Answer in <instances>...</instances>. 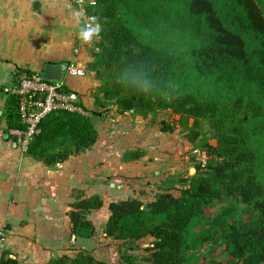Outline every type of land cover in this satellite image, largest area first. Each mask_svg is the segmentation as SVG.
<instances>
[{
    "label": "trees",
    "instance_id": "16d2710c",
    "mask_svg": "<svg viewBox=\"0 0 264 264\" xmlns=\"http://www.w3.org/2000/svg\"><path fill=\"white\" fill-rule=\"evenodd\" d=\"M93 1L86 12L101 27L95 55L108 73L94 104L134 115L168 110L181 125L206 121L215 140L195 143L193 126L188 141L204 153L205 164L197 162L191 176L168 174L151 200L111 201L105 237L123 246L150 239L140 259L124 249L123 264H192L195 252L215 240L224 244L227 259L207 264H264V0ZM20 72L12 74L11 85ZM98 117L54 111L41 120L26 153L47 166L76 156L96 142ZM5 121V132L21 127L11 94ZM158 124L161 132L175 131L165 119ZM142 155L135 150L123 157ZM226 197L253 217L224 220L209 211ZM102 203L97 194L74 191L67 212L74 236L94 234L87 215ZM0 264L17 261L4 249ZM48 264L107 263L79 249Z\"/></svg>",
    "mask_w": 264,
    "mask_h": 264
},
{
    "label": "crops",
    "instance_id": "0c3cea01",
    "mask_svg": "<svg viewBox=\"0 0 264 264\" xmlns=\"http://www.w3.org/2000/svg\"><path fill=\"white\" fill-rule=\"evenodd\" d=\"M81 27L82 17L70 0H0V233L4 249L17 264H48L79 249L107 264L113 254L120 258L121 241L103 233L108 204L135 196L153 199L157 185L169 174L165 162L173 161L176 169L185 163L186 139L159 131L150 115L119 113L113 105L99 107L104 116L95 119L98 136L90 149L51 166L22 152L8 135L5 138L4 89L11 85L12 74L20 69L42 76L45 64L67 66L69 61L83 68L86 49L82 46L77 58L71 56ZM66 66L60 81L78 93L91 116L96 105L88 87L93 80L66 76ZM135 150L143 155L124 159L125 152ZM75 190L84 196L97 194L103 202L87 215L95 228L89 237L71 233L67 212Z\"/></svg>",
    "mask_w": 264,
    "mask_h": 264
},
{
    "label": "rangeland",
    "instance_id": "374dc122",
    "mask_svg": "<svg viewBox=\"0 0 264 264\" xmlns=\"http://www.w3.org/2000/svg\"><path fill=\"white\" fill-rule=\"evenodd\" d=\"M70 2L74 5L77 14L81 15L80 9L75 6L72 0H70ZM98 40H99L98 36H93V38L90 41H88V43L86 42L85 44H82L81 39L79 37H76V42L71 52V56H73V58H77L80 55V49L82 48V46L84 47L83 49H86L87 51L88 56L84 59L85 63L83 68L84 70L89 72L87 73V76L85 78L89 77V79L93 80L91 86L88 87L89 96L93 100V102L97 100L96 97L101 96V94L98 93V86L100 82L108 74L105 68L98 63L97 57L95 55L96 43L98 42ZM69 62L74 63V61H69ZM75 64L77 63L75 62ZM97 102H101L100 99ZM102 102L105 104L110 103L109 100H102ZM94 109L95 110H93L92 112H97L99 117L104 116L102 114L103 111H100L99 107L96 106V108ZM5 111H6V107H5ZM148 113L150 114L151 112H147V113L140 112V113H135V115H138V117L141 118H147L149 116ZM151 114L154 116L153 118L155 120L152 118V115L150 117V120H152V124L155 125L159 131L160 129L158 123L160 120L165 119L171 124V126L175 127V131H173L172 133H174L177 138L180 137L181 139L182 138L186 139L187 149L184 154L185 163L183 164V167H181L180 169H176L175 167H173V161H170V163L165 162L166 163V165L164 166V170H166L165 172H169V174H176V170H178L180 171L179 174L182 176H191L195 174L196 169L192 172L190 170H192V168H195L197 166V162H199V159L201 158V153L200 152L194 153L193 146L195 145V143L199 144L205 140L209 141L211 144H215V140L211 138L212 131L209 128V124L206 121H202V120L195 123L193 120L189 119L185 121L184 125H181L183 121L179 119V117L176 114H173L168 110H158ZM86 115H88V113ZM110 117L113 116L110 115ZM4 120H5V113H4ZM192 127L195 128V130L198 132V138L195 143H190L188 141L189 136L192 133V131L190 130ZM214 159L215 157H212L211 162H213ZM243 210H244L243 205L239 203V201H235V199L232 197H226L222 202H216L209 209L210 212H212L215 215H220L224 220L248 219L250 217H253V215L245 213ZM149 240H150L149 238H143L139 241L127 243L126 246L123 247L124 249L127 248V251L129 253L134 254L136 259H140L141 257L147 254L146 246ZM118 257L119 255L113 254L111 258H108L110 264H123L121 258ZM114 258L116 260L118 258L117 263H114ZM210 259H215L220 261H225L227 259V253L224 249V244L221 242V240H215L214 242L208 243L203 247H201L199 250H197L195 252V259L192 260V264H207Z\"/></svg>",
    "mask_w": 264,
    "mask_h": 264
},
{
    "label": "built area",
    "instance_id": "2783aa9c",
    "mask_svg": "<svg viewBox=\"0 0 264 264\" xmlns=\"http://www.w3.org/2000/svg\"><path fill=\"white\" fill-rule=\"evenodd\" d=\"M80 9L83 25L96 26V19L86 12V7L94 4L93 0H72ZM66 76L83 79L86 70L73 62L66 66ZM5 93L14 95L20 128H9L6 134L11 137L22 152H26L30 141L39 133V124L47 115L54 111L76 112L86 115L76 91L68 88L64 81L51 82L44 79L38 72L23 70L16 82L4 89ZM194 153H199L197 149ZM201 153L199 163L205 164V155ZM4 251V237L0 233V263Z\"/></svg>",
    "mask_w": 264,
    "mask_h": 264
},
{
    "label": "water",
    "instance_id": "95a60500",
    "mask_svg": "<svg viewBox=\"0 0 264 264\" xmlns=\"http://www.w3.org/2000/svg\"><path fill=\"white\" fill-rule=\"evenodd\" d=\"M65 64H50L47 63L44 65L43 69H42V77L48 80H52V81H60L62 79V76L64 74L65 71ZM2 95V90H0V97ZM7 137V134L5 133V138ZM195 169L192 168V170H190L191 172L194 171Z\"/></svg>",
    "mask_w": 264,
    "mask_h": 264
},
{
    "label": "clouds",
    "instance_id": "9594fccd",
    "mask_svg": "<svg viewBox=\"0 0 264 264\" xmlns=\"http://www.w3.org/2000/svg\"><path fill=\"white\" fill-rule=\"evenodd\" d=\"M100 31L101 27L99 24H97L95 27L91 25H86L79 29L78 35L81 41L88 42L93 38V36H98Z\"/></svg>",
    "mask_w": 264,
    "mask_h": 264
}]
</instances>
